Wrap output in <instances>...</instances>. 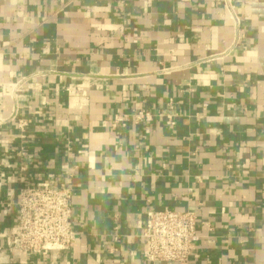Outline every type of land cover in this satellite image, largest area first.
Wrapping results in <instances>:
<instances>
[{
	"label": "crops",
	"instance_id": "1",
	"mask_svg": "<svg viewBox=\"0 0 264 264\" xmlns=\"http://www.w3.org/2000/svg\"><path fill=\"white\" fill-rule=\"evenodd\" d=\"M232 2L242 40L222 0H0V246L19 176L68 164L75 243L21 264H176L141 257L163 208L196 213L188 264H264V0ZM171 97L173 125H112Z\"/></svg>",
	"mask_w": 264,
	"mask_h": 264
},
{
	"label": "built area",
	"instance_id": "2",
	"mask_svg": "<svg viewBox=\"0 0 264 264\" xmlns=\"http://www.w3.org/2000/svg\"><path fill=\"white\" fill-rule=\"evenodd\" d=\"M229 11L238 39L243 38L241 21L234 11L232 0H222ZM17 83L11 92L16 100ZM173 98H169L165 111L151 113L146 109L133 111L131 114H116L113 126L124 127L129 121L133 123H149L153 116H164L167 125L174 124ZM16 107L14 113H16ZM29 120L19 118L15 125L23 132ZM23 137V133L21 134ZM78 154L82 153L77 149ZM12 155L23 157L26 151L20 145ZM12 167V164H5ZM26 163L17 164L22 172ZM74 167L64 164L55 174L57 181H43L29 184L24 175L19 176L21 185L15 202L17 222L9 233L6 246H0V264H21L20 256L37 254L56 261L62 252L69 251L76 238L72 227V188L70 180ZM143 248L141 257L149 263L165 262L188 264L199 240L196 213L189 209L174 210L170 208L148 209L145 212L141 229Z\"/></svg>",
	"mask_w": 264,
	"mask_h": 264
}]
</instances>
